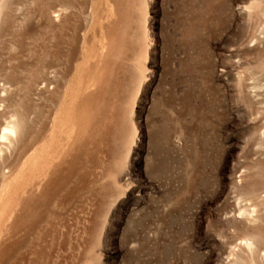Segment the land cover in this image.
<instances>
[{"label":"rangeland","instance_id":"374dc122","mask_svg":"<svg viewBox=\"0 0 264 264\" xmlns=\"http://www.w3.org/2000/svg\"><path fill=\"white\" fill-rule=\"evenodd\" d=\"M0 264H264V0H0Z\"/></svg>","mask_w":264,"mask_h":264}]
</instances>
